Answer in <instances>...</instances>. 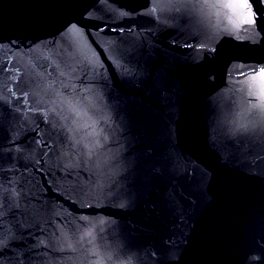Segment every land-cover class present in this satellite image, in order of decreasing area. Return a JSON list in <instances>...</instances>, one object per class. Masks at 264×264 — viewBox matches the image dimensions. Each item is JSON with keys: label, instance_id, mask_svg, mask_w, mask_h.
Here are the masks:
<instances>
[{"label": "water", "instance_id": "obj_1", "mask_svg": "<svg viewBox=\"0 0 264 264\" xmlns=\"http://www.w3.org/2000/svg\"><path fill=\"white\" fill-rule=\"evenodd\" d=\"M0 264H264V0H0Z\"/></svg>", "mask_w": 264, "mask_h": 264}]
</instances>
